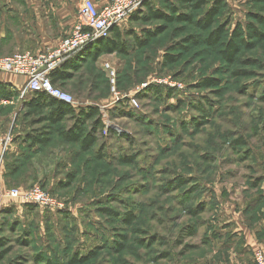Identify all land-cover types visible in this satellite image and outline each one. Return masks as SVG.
I'll return each instance as SVG.
<instances>
[{"label": "rangeland", "instance_id": "374dc122", "mask_svg": "<svg viewBox=\"0 0 264 264\" xmlns=\"http://www.w3.org/2000/svg\"><path fill=\"white\" fill-rule=\"evenodd\" d=\"M14 2L23 0H0V31L7 19L2 14ZM213 2L207 0L195 13V22ZM224 3L214 28L226 25V39L237 26L246 37L250 24L262 29L255 17L264 18V3ZM125 23L127 56L105 53L95 61L89 57V47L99 42L91 43L76 53L83 61L74 78L55 86L71 94L79 107L101 105L102 119L111 133L103 132L96 147L82 152L78 144L66 142L59 134L73 125L68 119L48 146L4 164L0 173L4 192L41 185L64 203V212L19 202L4 207L12 211L0 214V223L6 218L14 229L0 234V240L7 243L0 253L10 250L0 264H40L37 256L55 264H178L181 253L200 252L201 239L213 232L220 189H239L246 174H255L249 167L256 155L253 147L264 144V41L244 50L239 63L230 66L218 50L205 44L187 50L179 47L185 36L209 35L197 23L169 24L147 48L133 45L134 38L129 36L142 38L165 23L131 18ZM5 43L0 42V50ZM167 55L179 60L168 64ZM102 61L110 62L117 72L118 95L105 77ZM237 71L247 74L236 76ZM154 78L166 82L156 84L160 96L148 90L155 84L140 90ZM205 79L220 80L221 85L199 87ZM169 90H173L171 96H167ZM131 94L139 107L132 108L128 100L117 101V96ZM14 109L18 107L0 105V118ZM26 112L24 108L21 115L25 117ZM9 115L0 122V135L9 123L15 126V112ZM25 123L29 134L42 128L31 126L27 118ZM241 138L247 146L236 144ZM248 148L252 156L246 159ZM119 156H134L135 163H122ZM201 204L204 212L190 215L188 210ZM131 213L135 220L129 225L126 219ZM191 226L197 228V237L182 238V230ZM18 238L28 245L18 243ZM119 244L125 247L120 253ZM87 257L85 263L75 262Z\"/></svg>", "mask_w": 264, "mask_h": 264}, {"label": "crops", "instance_id": "0c3cea01", "mask_svg": "<svg viewBox=\"0 0 264 264\" xmlns=\"http://www.w3.org/2000/svg\"><path fill=\"white\" fill-rule=\"evenodd\" d=\"M111 1L95 0L99 9L110 4ZM81 4L82 0L14 2L8 8L9 12L2 14L7 19L1 26L0 42L8 43L2 45L0 57L12 53L40 54L54 50L80 22ZM125 21L118 26L122 35L127 24ZM113 54L115 53L108 55ZM99 60L100 58L97 61ZM82 61L81 55L78 57L74 54L64 62L63 69L72 71L73 66ZM105 63L110 62L102 61V69ZM104 74L107 78L105 72ZM26 82L27 79L23 76L7 72L0 73L1 89L5 90V93L14 94L10 99L0 97V105L4 108L9 105L18 107L17 111L14 109L9 113L13 116L15 112L13 117L17 118L15 126L9 123L8 126H4L0 135V139L7 136L13 139L9 147L0 148V173L7 160L22 158L38 149V147H32L30 153L29 144L26 142L29 127H25L27 124L24 116L21 115L25 102L30 101L34 95L29 94L26 98H21L20 91ZM9 114L3 115L0 122L9 119L11 117ZM18 116L21 117L18 118ZM253 150L256 151V155L254 153L255 156L249 167L255 170V174H246L242 178L239 189H220L216 205L217 212L213 218V232L211 231L206 238L201 239L203 248L200 252L181 253L178 264H256L255 253L258 251L264 253V144L253 147Z\"/></svg>", "mask_w": 264, "mask_h": 264}, {"label": "trees", "instance_id": "16d2710c", "mask_svg": "<svg viewBox=\"0 0 264 264\" xmlns=\"http://www.w3.org/2000/svg\"><path fill=\"white\" fill-rule=\"evenodd\" d=\"M257 2L264 3V0H256ZM207 4V0H153L146 2L142 8L132 15L130 18L134 21L144 22V23H155V22H164L165 25L158 26L152 32H145L144 36L141 38L135 34L126 33L130 35L129 37L134 38L135 46L139 48H147L151 41L159 37L162 33L167 30V25L178 22L185 24L197 23V26L204 30L210 31L209 35L202 37L200 35H188L181 40L180 48L187 50L189 47L199 46L200 44H205L206 46L216 49L219 51L220 56L225 63L232 66L239 63L240 54L244 50H250L255 48L257 43L264 41V18H257L258 22L262 26V29H258L254 24L249 25V33L246 37L241 26H237L232 31L231 35L226 39V25H220L214 28L216 17L220 14V11L225 7L224 0H214L211 8L207 11L203 18H200L195 22V13L201 10ZM168 8L169 12L164 9ZM183 31V29H182ZM122 32H120L118 27H115L111 31V35L107 39L98 41L96 45L89 47L90 59L97 61L101 55L108 53H118L122 56H127L129 52V45L125 43L123 39ZM177 49V48H176ZM78 54V53H77ZM75 54V55H77ZM74 56V55H73ZM72 56V57H73ZM78 57L80 56L77 55ZM179 60L178 56L167 55L166 63L171 64ZM64 63L60 66L61 68L55 70L51 75V82L54 86L56 85H65L66 82H69L74 78L73 74L80 68V64L73 66V70L65 71L63 69ZM246 72L237 71L234 73L236 76H246ZM220 80L216 79H205L200 83L201 88H218L220 87ZM0 86V97L10 99L14 94L12 92H7L1 89ZM149 92L152 91L154 96L162 95L161 89L159 86L150 85L148 88ZM173 90H169L167 96H171ZM141 97V96H140ZM198 108V107H196ZM25 109L27 110L25 115L29 119L32 125L42 126L41 130L28 134L26 137V142L29 144L30 151L32 147H41L48 146L53 136L59 130V126L66 120H71L73 125L69 129L59 132L61 137L70 144H78L82 152L91 151L100 141V136L103 134L106 127L103 119L100 108L97 106H87V107H78L75 108L71 104H67L61 101H58L54 98H51L45 93H34L30 101L25 102ZM207 117V116H204ZM34 118V119H33ZM109 133L110 130H109ZM115 134V133H113ZM125 136V135H122ZM236 144L245 147L248 145L247 141L241 138L236 141ZM26 152L25 149H23ZM246 159H249L252 155L250 150H246ZM103 154L99 152L98 157H102ZM119 160L122 163L133 164L135 163L134 156H119ZM183 183V181L181 182ZM42 188H44L42 186ZM45 189V188H44ZM13 202H18L15 200H6L2 207V215H9L11 209H6L4 207L12 204ZM27 207L26 205H24ZM204 204H201L197 209H189L188 212L193 217H197L202 212H204ZM63 210H60L61 212ZM108 212L107 210H104ZM64 212V211H63ZM61 212L60 214H63ZM109 213V212H108ZM6 217V216H4ZM1 220V217H0ZM135 220L134 215L128 214L126 222L131 225ZM0 223V234L4 233L8 229H14V224L9 221L6 222V218ZM17 226H15L16 228ZM182 238H195L198 235L197 228L195 226L188 227L183 229L181 232ZM125 241L127 238L123 237ZM17 242L22 245H28V242L24 241L22 238H18ZM7 245L6 242L0 240V249L4 248ZM125 249L123 244H119L117 252L120 253ZM194 248H192L193 250ZM10 250H5V252L0 253V260L4 258V255H7ZM96 256V253H92ZM89 257L75 260V262L85 263ZM37 262L40 264H55L51 259L44 258L41 256L36 257Z\"/></svg>", "mask_w": 264, "mask_h": 264}, {"label": "built area", "instance_id": "2783aa9c", "mask_svg": "<svg viewBox=\"0 0 264 264\" xmlns=\"http://www.w3.org/2000/svg\"><path fill=\"white\" fill-rule=\"evenodd\" d=\"M153 0H112L110 4L99 9L95 0H82L79 10L80 22L75 26L71 34L66 36L57 48L40 54L16 53L13 56L0 58V72H7L27 79L24 88L20 91L21 98H26L29 94L45 93L58 101L71 104L75 108L79 107L76 99L69 93L55 87L51 82V75L55 70L66 62V60L84 49L91 43L107 39L111 35L112 29L118 27L121 22L137 13L142 6ZM103 70L110 81L112 90L116 92L117 72L109 64L105 63ZM166 83L162 79L154 78L143 85L141 89L147 88L150 84ZM176 87L175 84L169 83ZM129 101L132 108L139 107L135 94L127 96H117L118 102ZM103 112L104 108L100 107ZM109 133L106 126L104 134ZM13 142L11 136L0 139V148L6 149ZM0 176V214L6 200H15L22 205H36L49 210H61L64 203L56 198L51 192L44 190L41 185H35L27 191L12 188L4 192L2 189ZM255 263L264 264V253H255Z\"/></svg>", "mask_w": 264, "mask_h": 264}]
</instances>
